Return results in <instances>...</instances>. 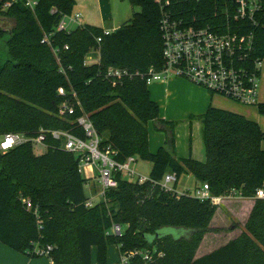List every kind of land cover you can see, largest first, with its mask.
<instances>
[{"label": "trees", "instance_id": "16d2710c", "mask_svg": "<svg viewBox=\"0 0 264 264\" xmlns=\"http://www.w3.org/2000/svg\"><path fill=\"white\" fill-rule=\"evenodd\" d=\"M128 1L139 12L103 36L102 28L91 25L56 30L61 18L72 14L73 0H37L33 10L24 0H0V18L11 23L10 29L0 28V38L6 36V57L0 61V137L34 138L43 129L84 138L76 120L86 115L101 147L110 146L116 162L135 157L151 164L149 181L138 184L114 173L116 187L86 207L84 187L89 180L79 172V158L64 151L61 141L47 137L41 155L30 143L0 150V243L30 258L38 257L35 245L51 247L47 257L52 264H93L92 249L95 264H107L110 246L119 254L141 251L152 257L145 261L136 255L128 264H264V200H253L242 233L195 258L218 207L190 196L177 198L155 184L167 173H174L177 181L187 174L200 185L206 183L213 196L235 193L252 199L257 190H264V133L242 115L209 106L196 118L205 162L176 159L174 124L160 119L146 82L148 71L162 66L160 6L156 0ZM168 1V9L189 23H228L239 35L251 34L245 65L251 70L253 62H264V17L256 25L227 22L222 0ZM96 51L99 63L86 65L85 58ZM110 67L124 69L130 77L113 85L102 75ZM59 88L65 96L57 94ZM64 101L75 113L59 118L57 109ZM255 106L264 116V103ZM150 122L166 133L155 153L148 149ZM114 225L122 229L120 236L111 233ZM165 228L186 230L188 236L162 235Z\"/></svg>", "mask_w": 264, "mask_h": 264}, {"label": "built area", "instance_id": "2783aa9c", "mask_svg": "<svg viewBox=\"0 0 264 264\" xmlns=\"http://www.w3.org/2000/svg\"><path fill=\"white\" fill-rule=\"evenodd\" d=\"M25 6L33 10L37 0H24ZM160 6V33L162 39V66L159 70L150 69L147 73L146 82L164 83L171 78L183 79L190 84L204 89L213 95L217 94L244 106H255L258 104L257 95L259 88V75L261 62H253V69L249 70L245 62L247 54L251 49L252 35H239L230 29L229 24L202 26L197 21L189 23L183 15L168 9V0H156ZM181 2L180 0H178ZM198 2L200 0H193ZM222 18L225 21L245 20L257 24L258 18L264 17V0H222ZM6 7V6H5ZM51 13H54L52 10ZM216 18V17H215ZM219 18V19H222ZM80 16L74 17L66 15L61 18L56 26V30L69 32L71 25L79 24ZM236 28H238L236 26ZM114 31V30H113ZM103 29V36H108L111 32ZM45 41V39H44ZM96 42H101V37L96 38ZM67 49V47H65ZM98 64L99 53L90 54L85 58V64ZM105 79L110 80L113 85L122 78L130 77L124 69L110 67L102 74ZM142 77V76H141ZM59 96H65L63 88L57 90ZM75 96V94H73ZM77 106H80L77 102ZM75 113V108L67 101L62 102L57 109V116L64 118ZM81 128L84 138H79L66 131H47L40 129L37 137L30 138L21 134H7L0 137V150L8 151L12 148L30 143L42 145L45 148L47 137L55 141L62 142V149L72 153L79 159V172L86 167H92L98 174L97 178L101 186L100 198L103 197L106 189L115 188L116 181L114 173H120L124 178L138 184L149 181L138 174L133 167L137 162L135 157H128L125 162L118 163L112 156L114 152L110 146L101 147V140L93 127V124L86 115H82L76 120ZM128 177V178H127ZM158 184L162 191L174 194L177 198L190 196L199 201H209L212 205L220 207L225 200L235 198L239 195L232 193L228 196H213L210 194L208 185L201 184L194 189L191 196L188 191L177 192V179L174 173H167ZM264 200V190L256 191L252 200ZM26 209H31V203L23 201ZM86 207H91L94 203L87 200ZM36 209L34 214H36ZM111 233L120 236L122 229L114 225ZM51 247L40 248L34 246L33 253L40 256H48ZM136 255H141L145 261L151 260V255L141 251L119 254V264H128V260Z\"/></svg>", "mask_w": 264, "mask_h": 264}, {"label": "rangeland", "instance_id": "374dc122", "mask_svg": "<svg viewBox=\"0 0 264 264\" xmlns=\"http://www.w3.org/2000/svg\"><path fill=\"white\" fill-rule=\"evenodd\" d=\"M108 1L109 16H111V21L107 19L105 24H103V28L108 31H113L117 27H120L132 17L133 13L139 12V9L132 7L128 0ZM95 6L96 4L94 0H75V6L71 16L74 17L75 14H79L80 25H95L96 23H99L101 18ZM10 27L11 23L9 21L0 18V28L2 30L5 31L10 29ZM76 27V24L70 26L72 30ZM5 40L6 36L0 38V61H3L6 57V48L4 45ZM179 80L180 82H185L183 79ZM160 84L161 83H149V89L155 91L156 100L158 99L156 103L159 105L160 119L174 124L173 133L176 137L174 156L179 159L182 155H184L183 151L192 146L195 148L199 145L203 148L200 122L193 117L195 114H192L191 112L195 107V102L191 100L192 96L186 93L184 88L179 84L171 85L167 88L165 87L166 90H164ZM213 98L219 101L222 106H226L227 104L241 106L238 102L217 94L213 95ZM261 117L264 118V116ZM147 132L152 145L158 144L161 136L166 138V133L158 130L153 122H150L147 125ZM33 150L36 155H41L46 151V148L42 145H34ZM133 167L138 174L148 178L151 169V164L148 161L137 159V162L133 165ZM128 180H131V178ZM199 185L200 184L197 183L192 176L182 174L177 181L176 191L179 193L188 191V193L193 196L194 189ZM92 189H95V192L98 195L101 186L96 182L93 185L91 184L89 187H87L86 184L84 187V193L88 199H91V196L95 195L91 192ZM241 198L242 197L235 196V198L225 200V203L218 207V210L216 209L214 217L210 223L211 231L204 237L199 250L197 251L196 257L199 258L218 249L219 247L225 245L229 239L231 240L237 237L244 231L246 210H244V207H241L240 210L236 209V206L239 205L240 201H244L241 200ZM98 201L99 196H97L94 201L92 200L93 203H97ZM161 234L170 235L176 239L188 236L186 230L171 228L161 230Z\"/></svg>", "mask_w": 264, "mask_h": 264}, {"label": "crops", "instance_id": "0c3cea01", "mask_svg": "<svg viewBox=\"0 0 264 264\" xmlns=\"http://www.w3.org/2000/svg\"><path fill=\"white\" fill-rule=\"evenodd\" d=\"M73 1L75 3V0H73ZM94 1L96 4L95 7L101 16L100 21H99V23H96L95 25H93V24L92 25L91 24H85V25L96 26V27H100V28L104 29L103 24H105L106 20L109 19L111 21V19H110L111 16H109L110 13H109V7H108L109 1L108 0H107L108 2L106 0H94ZM99 24H101V25H99ZM117 28H119V27H117ZM155 84H157V83H155ZM176 84H179L180 86H182L184 88V91L192 96L191 100L193 102H195L194 103L195 107L191 111L192 114H195L193 116L194 118H197V117L203 115L206 112V110L208 109V107L211 106L214 108L223 109V110H226V111H229L232 113L242 115L246 119L257 123L259 125L260 129L262 130V132L264 133V118L260 116V114L257 111L256 106H243V105H241V106L235 105L234 106V105H230V104H227L226 106H222V105H220V102L215 100L213 98V95H211L210 93L200 89L197 86L190 84L187 81L180 82V80L178 78H171V79L167 80L166 82L161 83L160 86L163 87L164 90H166L167 87H169L171 85H176ZM148 91L150 93L151 99L154 102H156L158 99L156 100L155 91H152L151 89H149V85H148ZM257 102L258 103H264V62H262L261 66H260ZM200 127H201V124H200ZM201 140H202V137H201ZM150 141H151L150 137L148 136V149L151 153H155L160 147H162L164 145L165 137L161 136L158 144H156V145H152V143ZM175 145H176V137H175ZM202 145H203V148H201V146L198 145L195 148L192 146L189 149H186L185 151H183L184 155H182V157L179 159L191 158V159L198 161V162H205L206 156H205V148H204L203 141H202ZM261 148L264 149V141H262V143H261ZM82 176L85 179L89 180V182L87 183V187H89L91 184L93 185L95 182L97 184H99L97 174H96L95 170L90 166L87 168L85 167L82 170ZM91 192L95 194V195L91 196V199H89V200H91V202H92V200L94 201L97 196H99V201L101 200L100 194L97 195L95 192V189H92ZM99 193H100V191H99ZM241 200H244V201H240L239 205L236 206V209L240 210L241 207H244V210H246V219H245V221H246L248 216H249V213L251 211V208L253 206V200L252 199H242V198H241ZM94 204H96V203H94ZM242 205H245V206H242ZM229 241H230V239H229ZM196 254H197V252H196ZM196 258H198V257H196ZM91 260H92L93 264L96 263V250L95 249H92V251H91ZM106 263L107 264H119V252H118L117 247L110 246L108 248ZM0 264H52V263H51L50 259L46 256L30 258V257L26 256L25 254H21V253H17V252L12 251L8 247H6L0 243Z\"/></svg>", "mask_w": 264, "mask_h": 264}]
</instances>
